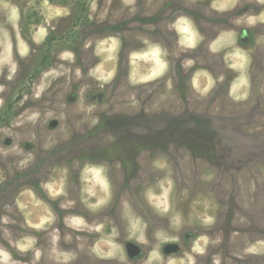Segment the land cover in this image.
<instances>
[{
    "label": "rangeland",
    "instance_id": "rangeland-1",
    "mask_svg": "<svg viewBox=\"0 0 264 264\" xmlns=\"http://www.w3.org/2000/svg\"><path fill=\"white\" fill-rule=\"evenodd\" d=\"M0 264H264V0H0Z\"/></svg>",
    "mask_w": 264,
    "mask_h": 264
},
{
    "label": "bare ground",
    "instance_id": "bare-ground-1",
    "mask_svg": "<svg viewBox=\"0 0 264 264\" xmlns=\"http://www.w3.org/2000/svg\"><path fill=\"white\" fill-rule=\"evenodd\" d=\"M195 31V30H194ZM184 32H185V46L186 47H188V46H196V45H194V42H195V40L196 39H203V33H197V32H195V35H193L192 34V36L190 37V35H189V32L190 31H188L187 29H184ZM191 34V33H190ZM191 39V40H190ZM213 39V38H212ZM210 41H211V39H209V41L207 42V44H206V46H205V50H209V48H214L215 47V45L213 44V42H211L210 43ZM224 44V45H223ZM223 45V46H222ZM225 46H227V43H222L219 47L220 48H222V51L224 50V48L223 47H225ZM218 48V47H217ZM217 48H215L214 49V51H216L217 50ZM232 48V47H231ZM156 50H158L159 51V48H155L154 50H152L151 51V56H150V60L152 61V64H151V69L147 72V75L146 76H144L143 77V75H141L142 76V78L143 79H146V78H148L149 79V81L151 82V83H149V84H151V85H153L155 82L157 83V82H159V81H161V80H163L164 81V83H165V85H164V88H166L167 90H166V92H167V96L169 97V98H173L172 97V94H171V88H173V86H171V83H170V80H169V74H168V65L167 64H165V65H161V69L159 68V71L157 70H155V68L156 67H158L161 63H163L161 60V55H158V54H155L156 52H154V51H156ZM228 50V49H227ZM224 52V51H223ZM192 52L189 50V49H185V50H183L181 53H179L178 54V58L179 57H181V56H190V54H191ZM225 53V52H224ZM163 57H166V62L169 60V58H168V53H164V55H163ZM207 60V59H206ZM212 60H214L215 61V59H212ZM217 61V60H216ZM218 62V61H217ZM235 65V64H234ZM233 65V66H234ZM223 66V65H222ZM222 66H220L221 68H222ZM236 66V65H235ZM240 66L242 67L241 69H239V68H237V69H239L240 71H243V72H245L244 70H245V67L244 66H242L241 64H240ZM230 67V66H229ZM231 68V67H230ZM216 69V68H215ZM218 69H220L219 67H218ZM226 70H227V72L226 73H224L223 71H216V72H218L219 73V76L218 77H220V75H223L224 77H227L228 76V74H229V71H231L232 69H227L226 68ZM156 72H159L158 74L156 73ZM215 72V73H216ZM224 73V74H222V73ZM117 73V72H116ZM212 74H211V76H212V79H213V77L215 76V75H217V74H213V72H211ZM246 73V72H245ZM222 76V77H223ZM211 81V80H210ZM215 82V81H214ZM130 83H132V81H130ZM195 84V85H194ZM214 85V84H213ZM191 87H192V89H193V91L195 90H200V91H202V83H201V81L200 80H198L196 83H193L192 82V84H191ZM191 89V90H192ZM213 90V89H212ZM203 92V91H202ZM205 94V93H204ZM206 95V94H205ZM202 96V95H201ZM198 100V99H197ZM153 102H154V100H153ZM168 104H171L173 107H175L179 102H177L176 101V99L174 98V99H172L170 102H167Z\"/></svg>",
    "mask_w": 264,
    "mask_h": 264
},
{
    "label": "flooded vegetation",
    "instance_id": "flooded-vegetation-1",
    "mask_svg": "<svg viewBox=\"0 0 264 264\" xmlns=\"http://www.w3.org/2000/svg\"><path fill=\"white\" fill-rule=\"evenodd\" d=\"M75 97V96H74ZM73 96H72V99L74 98Z\"/></svg>",
    "mask_w": 264,
    "mask_h": 264
}]
</instances>
